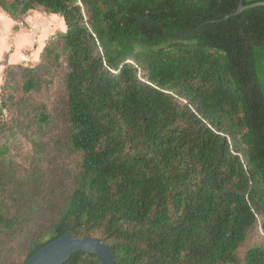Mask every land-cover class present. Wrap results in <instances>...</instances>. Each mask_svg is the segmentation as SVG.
Wrapping results in <instances>:
<instances>
[{
  "label": "trees",
  "instance_id": "obj_1",
  "mask_svg": "<svg viewBox=\"0 0 264 264\" xmlns=\"http://www.w3.org/2000/svg\"><path fill=\"white\" fill-rule=\"evenodd\" d=\"M239 3L0 0L17 25L35 11L66 27L3 70L0 236L32 210L46 224L9 264L63 235L115 264H264V0ZM51 148L73 160L42 179Z\"/></svg>",
  "mask_w": 264,
  "mask_h": 264
},
{
  "label": "crops",
  "instance_id": "obj_2",
  "mask_svg": "<svg viewBox=\"0 0 264 264\" xmlns=\"http://www.w3.org/2000/svg\"><path fill=\"white\" fill-rule=\"evenodd\" d=\"M54 19L57 21L52 22ZM15 25L17 24L6 14L0 13V87L6 65L34 63L38 60L45 41L64 26L60 16L44 18L39 14L29 16L24 23H19L17 30H14Z\"/></svg>",
  "mask_w": 264,
  "mask_h": 264
},
{
  "label": "rangeland",
  "instance_id": "obj_3",
  "mask_svg": "<svg viewBox=\"0 0 264 264\" xmlns=\"http://www.w3.org/2000/svg\"><path fill=\"white\" fill-rule=\"evenodd\" d=\"M39 14L40 16H42L43 14L38 13V12H30L29 16H34ZM28 16V17H29ZM57 16V15H56ZM44 18H47L49 16L47 15H43ZM59 17V16H57ZM57 20L54 19L52 20V22H56ZM39 21L37 20V23ZM42 22V21H41ZM64 24V21H63ZM37 26V25H36ZM61 29V30H60ZM66 27L65 24L63 26V28H59V31H65ZM1 33V32H0ZM57 33V32H56ZM50 38H48L45 42L47 43V41ZM11 41V40H9ZM39 62V57L38 60H36L34 63L29 62L28 64L30 65H34L36 63ZM58 87V86H56ZM55 91L58 93V88L55 89ZM49 153V157H50V162L47 163L48 164V171L47 170H43L41 172V178H51V177H56V175L54 176V173H57V176L61 173L62 174V170L64 167L67 168L70 166L69 162H71L70 160L73 159H69L68 158V154L67 152H65L64 150L61 153H54L55 149L51 148ZM29 151V146L28 145H23L22 147H15V151L13 152L15 158H16V162H18L20 165H23L24 167H28V163L23 160V155L24 154H28ZM58 171V172H56ZM65 172V170L63 171ZM27 208H29V206H27ZM16 211V207L15 204H13L12 206V210L11 213H14ZM36 210H32L31 214L25 212V217H22L21 221H20V226L18 227L17 231L11 235V236H0V264H9L10 262H15V261H21L26 253V248H25V242L27 241V238L29 237L30 233L33 232L34 230H36L38 228V226L41 224V226H45V221L43 218H39L40 215L39 214H32L35 213ZM30 216H32L31 218H29ZM29 219V223H26L27 220ZM38 220V221H37ZM37 221V223H35ZM22 222V223H21ZM34 223V224H33ZM252 241H256V242H263L264 241V236L262 235V232L260 230V228L258 227L254 233H253V237H252Z\"/></svg>",
  "mask_w": 264,
  "mask_h": 264
},
{
  "label": "water",
  "instance_id": "obj_4",
  "mask_svg": "<svg viewBox=\"0 0 264 264\" xmlns=\"http://www.w3.org/2000/svg\"><path fill=\"white\" fill-rule=\"evenodd\" d=\"M242 9L240 0L236 14ZM78 252L95 256L101 264H115L113 254L105 243L92 237L78 239L71 235H63L46 244L23 264H63L71 255Z\"/></svg>",
  "mask_w": 264,
  "mask_h": 264
}]
</instances>
